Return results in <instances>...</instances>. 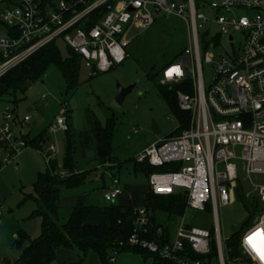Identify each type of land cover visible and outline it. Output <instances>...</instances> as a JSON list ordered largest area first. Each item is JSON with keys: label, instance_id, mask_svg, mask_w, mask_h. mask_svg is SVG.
<instances>
[{"label": "built area", "instance_id": "2783aa9c", "mask_svg": "<svg viewBox=\"0 0 264 264\" xmlns=\"http://www.w3.org/2000/svg\"><path fill=\"white\" fill-rule=\"evenodd\" d=\"M209 6L212 16L200 11L195 0L1 1L0 78L59 39L81 55L94 75L107 72L129 58L127 48L136 35H128L134 27H151L155 13L184 19L189 46L164 67L160 82H191L192 92L177 93L180 109L190 113L188 126L178 135L150 144L136 160L152 166L179 164L178 170L154 172L148 177L153 193L180 192L187 197V209L205 211L211 204L216 219L215 261L189 256V250L211 253L213 235L209 229L187 223L185 216L174 224L170 243L161 245L141 238L140 233L151 225L145 207L135 212L128 243L179 264H264V0H220ZM210 24L218 27L217 32L209 30L201 36V30ZM204 64L213 69L210 84ZM31 122V115L21 118L17 109L0 97V172L32 148L24 131ZM49 130L52 134L67 132V115L58 116ZM40 145L37 150L49 165L57 158L58 146L48 133ZM60 175L68 173L62 170ZM240 186L245 197L251 202L257 199L263 209L241 236V254L229 258L218 207L235 201ZM122 191L113 184L104 191V198L115 202ZM2 215L0 203V218ZM116 257L111 258L113 263Z\"/></svg>", "mask_w": 264, "mask_h": 264}, {"label": "rangeland", "instance_id": "374dc122", "mask_svg": "<svg viewBox=\"0 0 264 264\" xmlns=\"http://www.w3.org/2000/svg\"><path fill=\"white\" fill-rule=\"evenodd\" d=\"M215 1L220 0H195L197 8L209 16L214 15L209 5ZM155 17L156 21L151 27L132 29L128 36H136L127 48L129 58L111 70L94 75L83 64L80 68V83L72 89L67 85L62 71L56 65H51L40 79L26 85L25 92L18 90L5 97V101L13 106L15 98L18 99L17 111L20 116H32L31 124L26 125L24 130L27 135L31 138L43 133L52 136V142L58 146L57 159L61 169L68 133L52 134L49 129L56 125L58 116H69L71 134L77 141L75 171H87V176L80 185L62 188L58 211L61 224L71 219L80 198L94 206L88 222L99 223L102 209L110 203L104 198L105 188L114 182L119 183L125 191L115 203L129 202L132 198L135 206L145 205V195L150 190L149 181L147 175L136 168V159L145 147L161 138L175 136L180 127L178 118L161 94L163 85L160 78L164 67L181 56L189 46V29L184 19L178 16L165 17L158 13H155ZM211 25L201 30V36L209 30L212 34L217 32L218 27ZM56 42L62 56L67 57L70 53L67 44L61 39ZM204 72L210 84L213 75L211 65L204 64ZM118 83L123 87L134 84L133 91L120 108L112 106ZM43 95L47 98L42 99ZM35 121L37 125H33ZM97 121L112 129L113 154L116 158L113 168L100 165L97 160ZM153 123L160 127L159 134L153 130ZM46 149L44 145L43 152ZM17 160L18 166L15 161L0 172L3 212L0 218V264L15 263L29 244L23 237L35 241L40 238L42 231V217L37 212L38 202L35 200V182L39 174L47 173L48 164L43 154L34 148H28ZM260 213L245 197L244 188L235 201L219 204L218 221L224 245L227 239L253 225ZM184 216L187 223L215 233L216 219L211 204L205 211L189 208ZM181 220L178 218L176 223ZM108 261L109 264H154L153 256L144 257L133 251H121L115 263L110 257ZM53 264L105 262L95 251L85 252L76 246H61L57 249Z\"/></svg>", "mask_w": 264, "mask_h": 264}, {"label": "trees", "instance_id": "16d2710c", "mask_svg": "<svg viewBox=\"0 0 264 264\" xmlns=\"http://www.w3.org/2000/svg\"><path fill=\"white\" fill-rule=\"evenodd\" d=\"M38 1L44 4L45 0ZM68 48L70 50L69 55L63 57L57 42L53 41L11 69L0 78V97L5 100V97L12 92L16 93L18 90L25 92L27 90L26 85L40 79L51 65H56L62 71L69 88H76L80 83V68L84 63L81 55L71 47L68 46ZM161 85H163L161 89L163 98L180 122V127L175 134L178 135L188 126L190 113L180 109L177 93L180 90L192 92V84L190 81H186L175 85L162 83ZM14 103V107L17 109L19 103L17 98H15ZM66 133H68V139L62 162L63 169L60 168L59 160L55 158L48 165L47 173L39 174L35 182L37 193L35 200L38 202L37 212L42 217L41 236L35 241H31L24 236L23 239L29 243L28 247L15 263L8 262L6 264H53L57 249L61 246H76L85 252L95 251L101 256L105 264H109L108 257L112 258L121 251L138 252L144 257L153 256L154 264H179L173 260L165 259L160 253L151 252L147 248L129 245L128 242L135 227V212L140 208L133 203L125 206L115 202L107 204L102 209L100 222L92 224L88 222V217L94 206L85 203L83 199H79L73 209L71 219L64 224L59 222L58 211L62 188L80 185L87 176V171L79 173L75 171L76 162L74 157L77 141L71 134L70 125ZM46 134L43 133L37 138H31L26 134L30 147L34 149L41 148L40 142L45 139ZM38 140L40 141L38 142ZM95 141L99 164L113 168V165L116 164V158L113 154L112 129L109 126L104 127L100 121H97ZM136 168L149 177L154 172L178 170L179 164L169 163L163 166H152L148 162H138L136 160ZM62 170L66 171L68 175H60ZM241 190L242 187L240 186L238 195ZM252 203L257 210L261 211L263 209L257 199ZM142 207L150 212L151 225L147 230L140 233V237L165 245L173 240V227L176 220L186 213L187 197L180 192L171 195H157L149 190L145 195V205ZM163 217H166V219L164 220ZM160 228L162 233L158 234ZM211 232L213 235L211 253L200 255L189 250V256L194 259L207 257L209 260L215 261L216 240L215 233ZM241 236L242 233L226 240V249L231 258L241 254L239 248Z\"/></svg>", "mask_w": 264, "mask_h": 264}, {"label": "water", "instance_id": "95a60500", "mask_svg": "<svg viewBox=\"0 0 264 264\" xmlns=\"http://www.w3.org/2000/svg\"><path fill=\"white\" fill-rule=\"evenodd\" d=\"M134 84L128 86V87H123L120 83L117 84V93L116 96L112 102V106L116 108L122 107L124 104L127 96L133 91ZM153 130L159 134L161 132L160 127L158 126L157 123H153ZM153 214V212H151Z\"/></svg>", "mask_w": 264, "mask_h": 264}, {"label": "crops", "instance_id": "0c3cea01", "mask_svg": "<svg viewBox=\"0 0 264 264\" xmlns=\"http://www.w3.org/2000/svg\"><path fill=\"white\" fill-rule=\"evenodd\" d=\"M25 116V115H24ZM21 118H23L22 116H20ZM33 125H37V122L35 121V122H33ZM146 148V147H145ZM27 150V149H26ZM25 150V151H26ZM15 165L16 166H18L19 165V162H18V160L16 161V163H15ZM106 167H108V166H106ZM80 171H82V170H80ZM114 177V176H113ZM113 184H117V185H119L120 186V184L119 183H117V182H114V183H112V184H110L109 186H107L106 188H105V190H107V189H109ZM121 187V186H120ZM149 187H150V185H149ZM122 194L119 196V197H121L123 194H125V191H124V189L122 188ZM81 199V198H80ZM78 201H79V199H78ZM78 201H77V203H78ZM76 203V204H77ZM112 203V202H111ZM130 203H133V201H132V198L129 200V202H125V203H118V204H120V205H128V204H130ZM140 207H142V206H140ZM243 234V233H242Z\"/></svg>", "mask_w": 264, "mask_h": 264}]
</instances>
